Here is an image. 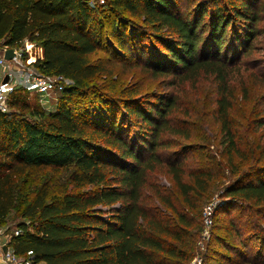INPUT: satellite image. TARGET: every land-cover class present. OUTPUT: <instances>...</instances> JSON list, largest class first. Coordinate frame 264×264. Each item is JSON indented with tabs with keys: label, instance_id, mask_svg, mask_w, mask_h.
<instances>
[{
	"label": "trees",
	"instance_id": "16d2710c",
	"mask_svg": "<svg viewBox=\"0 0 264 264\" xmlns=\"http://www.w3.org/2000/svg\"><path fill=\"white\" fill-rule=\"evenodd\" d=\"M263 10L264 0H104L101 7L84 0H0V40L41 45L43 57L31 65L68 81L53 110L32 101L23 85L10 89V111L0 110V228L18 199L25 218L11 233L14 251L40 264H178L171 240L183 239L186 215L164 188L148 192L174 100L104 97L92 81L113 67L91 55L112 47L126 64L155 77L213 74L219 118L234 152L232 57L252 53ZM107 22L115 40L106 35ZM143 40L151 45L141 46ZM167 165L185 199L208 189L205 170L190 182L180 160ZM43 168L65 171L66 182L31 180L30 171ZM221 196L214 216L242 202L264 206V179L232 183ZM237 230L227 226L229 233ZM217 242L230 249L224 239Z\"/></svg>",
	"mask_w": 264,
	"mask_h": 264
},
{
	"label": "rangeland",
	"instance_id": "374dc122",
	"mask_svg": "<svg viewBox=\"0 0 264 264\" xmlns=\"http://www.w3.org/2000/svg\"><path fill=\"white\" fill-rule=\"evenodd\" d=\"M93 3L101 7L104 0H94ZM105 27L107 37L114 39L110 34V23L107 22ZM260 29L255 34L252 53L246 56L239 51L236 57H232L229 120L238 146L234 152L229 151L219 118L221 94L213 74L201 73L188 78L183 75L155 77L140 65L126 64L128 59L111 53L112 47L108 50L102 48L91 55L93 59L109 60L113 67L110 73L98 74L92 81L100 92L108 93L99 92L104 97L119 100L136 95L143 99L160 94L174 100V108L161 134L163 144L157 151L155 167L148 173V192L152 194V189L164 188L177 209L186 215L187 225L179 226L183 239L171 240L179 251L178 264H264V206L242 202L238 206H224L226 212L214 216L222 204L224 196L221 195L226 186L240 180L247 183L256 177L264 179V14ZM140 45L148 47L151 42L143 40ZM32 54V59L37 57L36 46ZM24 65L25 68L30 67L27 60ZM16 71H19L16 75L24 77L19 82L28 87L30 99L40 104L39 95L29 88L27 72L22 69ZM57 98L51 97L53 102L46 109L53 110ZM143 156L147 157L148 152ZM172 159L181 161L186 181L193 182V175L200 170L208 172V189L191 192L188 200L185 199L168 170L167 162ZM30 175L31 180L35 179L39 184L53 176L62 182L67 179L65 171L48 168L32 170ZM22 202L18 199L2 227L7 234L15 233L18 222L25 219L19 210ZM208 206L214 207L210 227L204 223ZM168 212L173 216L171 211ZM229 225L238 227L237 232L229 233ZM253 233H258L257 237L262 236V239L254 238ZM217 238L227 241L230 249L219 244Z\"/></svg>",
	"mask_w": 264,
	"mask_h": 264
},
{
	"label": "built area",
	"instance_id": "2783aa9c",
	"mask_svg": "<svg viewBox=\"0 0 264 264\" xmlns=\"http://www.w3.org/2000/svg\"><path fill=\"white\" fill-rule=\"evenodd\" d=\"M84 1L89 3L94 2V0ZM9 47H14L16 51V56L11 60H7L4 55L5 50ZM34 47L35 44L28 39L25 40L22 46H9L0 40V110L3 112L10 111L9 91L11 89L8 83H3V79L6 75H10L11 80V74L17 69H22V71L27 72L29 88L40 96L41 101L45 98H57L64 90L65 84L68 82L63 75H45L38 72L37 69H34V66H31V63L37 60V58L32 59V57H34L32 54ZM24 59L27 60L32 68H25ZM213 212L214 207H206L204 223L207 227H210L213 223ZM11 236V234H7L2 228H0V238L4 237L6 239L5 243L0 240V264H40L26 255L16 253L12 246L8 244ZM5 245L8 246L6 251L4 250Z\"/></svg>",
	"mask_w": 264,
	"mask_h": 264
},
{
	"label": "crops",
	"instance_id": "0c3cea01",
	"mask_svg": "<svg viewBox=\"0 0 264 264\" xmlns=\"http://www.w3.org/2000/svg\"><path fill=\"white\" fill-rule=\"evenodd\" d=\"M34 44H35V46L37 47V59L38 58H42L43 57V48H42V46L41 45H39V44H37V43H35V42H33ZM32 66V65H31ZM30 66V68H32ZM19 72V71H18ZM17 71H14L12 74H11V82L9 83L10 85L9 86H13L12 88H15V87H18V86H22L23 84H21L20 82H19V80H24V77H22V75H20V77L18 76V75H16V73H18ZM22 72V71H21ZM26 72V71H25ZM24 72V74H26ZM28 81V80H27ZM28 83H29V81H28ZM53 101H52V99L50 98V99H48V98H45L43 101H41V104L43 105V107H47V106H49V108H50V104L52 103ZM48 108V109H49ZM0 240L1 241H3V243H5L6 242V239L4 238V237H1L0 238Z\"/></svg>",
	"mask_w": 264,
	"mask_h": 264
},
{
	"label": "water",
	"instance_id": "95a60500",
	"mask_svg": "<svg viewBox=\"0 0 264 264\" xmlns=\"http://www.w3.org/2000/svg\"><path fill=\"white\" fill-rule=\"evenodd\" d=\"M4 55H5V58H6L7 60H11V59H13V58L16 56L15 48H14V47H9V48H7V49L5 50ZM9 81H10V75H6L5 78L3 79V83H4V84H7V83H9ZM7 248H8V246L5 245V246H4V250L6 251Z\"/></svg>",
	"mask_w": 264,
	"mask_h": 264
}]
</instances>
